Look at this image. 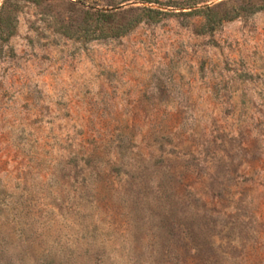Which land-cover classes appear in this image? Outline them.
Instances as JSON below:
<instances>
[{
	"label": "rangeland",
	"instance_id": "rangeland-1",
	"mask_svg": "<svg viewBox=\"0 0 264 264\" xmlns=\"http://www.w3.org/2000/svg\"><path fill=\"white\" fill-rule=\"evenodd\" d=\"M2 3L0 264H264L257 0Z\"/></svg>",
	"mask_w": 264,
	"mask_h": 264
},
{
	"label": "trees",
	"instance_id": "trees-1",
	"mask_svg": "<svg viewBox=\"0 0 264 264\" xmlns=\"http://www.w3.org/2000/svg\"><path fill=\"white\" fill-rule=\"evenodd\" d=\"M198 4L192 3L189 5H183L179 10H187V12H182V14L187 16H198L201 17L203 22L201 29L206 32L213 31L217 26L225 21H230L236 18L239 13L243 10L242 7H237L234 10L230 11H220L218 10L219 6H209L202 5L197 6ZM249 9L250 13L257 12L264 9V0H257V5ZM6 9L4 3L0 6V44L6 42L14 32V25L12 23L13 18L6 15ZM157 12L149 8H143L141 14L136 15L131 18L123 27L115 28L114 30L105 31L102 27L106 20L111 17L110 13L97 12L91 16L94 20L93 22L99 27L95 32L92 30V33H96L95 37L104 38V37H120L129 31L135 24L139 23L142 18L152 20V15H155ZM164 14V13H163ZM165 15V14H164Z\"/></svg>",
	"mask_w": 264,
	"mask_h": 264
}]
</instances>
